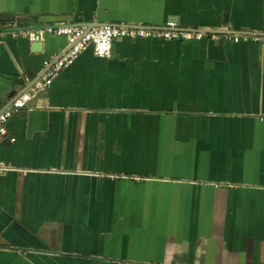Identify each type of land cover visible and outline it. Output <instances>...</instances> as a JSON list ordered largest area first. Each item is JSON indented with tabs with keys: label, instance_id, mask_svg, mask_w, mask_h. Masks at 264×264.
<instances>
[{
	"label": "crops",
	"instance_id": "0c3cea01",
	"mask_svg": "<svg viewBox=\"0 0 264 264\" xmlns=\"http://www.w3.org/2000/svg\"><path fill=\"white\" fill-rule=\"evenodd\" d=\"M170 20L218 40L89 47L9 119L0 264H264V43L224 38L264 0H0V114L70 46L16 31Z\"/></svg>",
	"mask_w": 264,
	"mask_h": 264
},
{
	"label": "built area",
	"instance_id": "2783aa9c",
	"mask_svg": "<svg viewBox=\"0 0 264 264\" xmlns=\"http://www.w3.org/2000/svg\"><path fill=\"white\" fill-rule=\"evenodd\" d=\"M24 35L31 42L43 41L48 34L64 36L68 38L69 48L57 52L53 55V64L50 60L44 61V66H51L44 72L28 90L18 94L10 105L0 114V143L8 135V121L20 109L29 107L30 103L44 95L52 85L53 80L66 67L75 63L81 53L89 47L93 49L96 56L101 58H111L114 51L115 41L122 38H145L152 40H171V41H199L203 38L218 40L216 33L203 29H184L179 28L173 20L167 22L163 28H152L144 26L114 25L104 24L97 27H86L80 25H46L36 28L16 31ZM227 41L240 42L242 40H253L264 43V34L254 33L252 36L239 34H226L224 37ZM15 141L14 138L11 139ZM6 170L5 163L0 162V174ZM124 177L120 178L123 179ZM24 254H27V252Z\"/></svg>",
	"mask_w": 264,
	"mask_h": 264
},
{
	"label": "water",
	"instance_id": "95a60500",
	"mask_svg": "<svg viewBox=\"0 0 264 264\" xmlns=\"http://www.w3.org/2000/svg\"><path fill=\"white\" fill-rule=\"evenodd\" d=\"M32 48H33V51H37V52H41L42 51V47H43V42L40 41V42H32ZM11 138L7 137L4 139V141H2L1 143H11ZM13 142V141H12ZM5 163V162H4ZM6 166V164H5ZM6 171V170H5Z\"/></svg>",
	"mask_w": 264,
	"mask_h": 264
}]
</instances>
